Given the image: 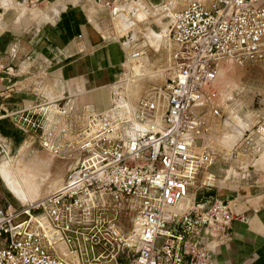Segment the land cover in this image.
Returning <instances> with one entry per match:
<instances>
[{
    "label": "built area",
    "instance_id": "built-area-1",
    "mask_svg": "<svg viewBox=\"0 0 264 264\" xmlns=\"http://www.w3.org/2000/svg\"><path fill=\"white\" fill-rule=\"evenodd\" d=\"M115 1H104L112 19L144 0ZM166 10L170 71L135 104L112 88L108 107L73 112L39 92L10 112L38 131L46 151L73 163L53 192L20 206L0 201V264H214L212 247L227 239L236 214L226 198L206 203L194 194L200 174L211 177L209 140L220 114L212 84L223 58L264 66V0H186ZM136 40L126 59L143 53ZM14 71L0 62V80ZM9 152L0 133V156ZM108 197L133 209L125 234Z\"/></svg>",
    "mask_w": 264,
    "mask_h": 264
},
{
    "label": "crops",
    "instance_id": "crops-1",
    "mask_svg": "<svg viewBox=\"0 0 264 264\" xmlns=\"http://www.w3.org/2000/svg\"><path fill=\"white\" fill-rule=\"evenodd\" d=\"M104 1L42 0L31 7L26 0H0V62L15 68L0 80V133L10 149L31 136L17 121L20 113L10 112L41 99L39 92L58 96L73 112L111 104L127 47L116 35L112 8ZM164 1L144 0L142 8L147 11ZM167 1L173 7L186 2ZM258 161L256 167L263 169L232 162L222 166L214 160L209 165L217 176L214 186L197 193L206 203L215 196L228 199L236 214L227 239L212 247L214 264H264V157ZM35 172L32 177L38 179Z\"/></svg>",
    "mask_w": 264,
    "mask_h": 264
},
{
    "label": "rangeland",
    "instance_id": "rangeland-1",
    "mask_svg": "<svg viewBox=\"0 0 264 264\" xmlns=\"http://www.w3.org/2000/svg\"><path fill=\"white\" fill-rule=\"evenodd\" d=\"M151 8L155 10L154 7ZM167 11L169 13V10L166 9L164 12H156L155 14L149 12L151 15L148 14V16L146 13V17L138 23L140 24L139 28L134 29L136 33L131 36L132 39L137 38V41L143 45L144 51L138 57L125 59L121 73L116 79L120 80L114 85V89L116 94L126 95L127 100L132 104H135L149 84H159L169 74L170 70L166 69V64L173 44L169 40L167 33L170 26V17ZM122 13L124 15H121ZM120 16L124 17V19L131 18L126 12H120V14L114 17L113 25L117 30L116 35L118 37L120 34L118 30L124 29V27L121 28L124 24L120 20H117ZM138 16L139 13L137 18ZM149 26L153 27V31L146 32ZM125 29L132 30L128 26ZM127 38L130 39V36ZM130 44L131 40H129L127 45L125 44L127 46L126 50L129 49ZM221 61L218 74L212 84L213 90L216 91L214 103L219 105L220 114L217 118L215 132L210 136V139L212 138L211 147L214 149V153L206 170L208 174H211V177H207L205 173L200 174L198 181L200 186L196 193H194L195 196H197V193L203 186H214L217 176L209 169V165L214 160H221L222 166H227L228 163L232 162V164L239 166L247 165L248 167L261 168L256 166L259 162L258 159L262 160L264 157V130L259 129L261 126L264 127V66L259 62H246L240 65L229 58H223ZM231 82L235 84L231 86ZM255 96H258L263 101L258 110L250 108ZM30 134L33 135L27 136V139L20 145L10 149L9 156L12 158H16L23 151L22 157L17 163L16 161H12L16 163H12L15 169L11 166V163L2 161V158L6 156H0V201L5 204L10 203L14 206H20L23 202L39 199L45 194L54 191L60 184L59 180H61V176L64 175L68 168L69 158L52 155V153L46 151L39 142L38 131L31 132ZM29 137L30 139H28ZM24 143L26 145L21 149ZM1 166L8 167V170L14 169L18 175L20 172L25 171V174H27L25 178L28 180H32L33 172L30 171L33 170L35 172L36 167H39L40 170L35 173L39 177L44 176V183L47 179L48 181L42 186L44 189L39 190L40 192L38 191L36 196L23 200L17 194L18 192L11 187L6 178L3 177L4 170L2 171L3 168ZM28 190L33 189L29 187ZM190 196L192 197L193 195L190 194ZM107 202L110 204L107 210L108 213L111 212L110 207H116L118 225L121 232L125 234L131 226L133 209L127 207L128 201L126 200L115 201L108 197ZM114 211L112 210V213ZM127 258L126 253L121 254L123 262L128 261Z\"/></svg>",
    "mask_w": 264,
    "mask_h": 264
},
{
    "label": "bare ground",
    "instance_id": "bare-ground-1",
    "mask_svg": "<svg viewBox=\"0 0 264 264\" xmlns=\"http://www.w3.org/2000/svg\"><path fill=\"white\" fill-rule=\"evenodd\" d=\"M167 1V0H166ZM142 2H144V1H142ZM163 5V4H162ZM162 5H160L159 7H154L155 8V10L153 9V8H151V7H149V9L146 11V10H144L143 8V5H135V4H131V5H128L127 7H125L126 8V10L125 11H121V12H126V13H128L129 15H130V19H124V17H122V16H120V17H118V21L120 20V22H122V24H124V25H122L121 26V28L122 27H124V29H119L118 31H119V37L121 38V39H124V44H128L129 43V40H131L132 39V34H135L136 32H134V29L135 28H139V26H140V24H138L139 23V21L140 20H142V19H144L145 17H146V13L147 12H152V13H156V12H164V10L165 9H167V8H170V3L169 2H167L165 5H164V7L162 6ZM146 6H148V5H146ZM32 7V6H31ZM34 7V6H33ZM143 7V8H142ZM165 8V9H164ZM154 10V11H153ZM138 13H139V16H138V18H137V15H138ZM167 13H168V11H167ZM167 13H166V15H167ZM119 13H117L115 16H117ZM135 18H137V19H134ZM128 20V21H123V20ZM139 19V20H138ZM122 20V21H121ZM130 20V21H129ZM136 23H137V25H136ZM128 26V28L129 27H131L132 28V30H126L125 29V27L126 26ZM134 25H136V26H134ZM170 25V24H169ZM136 29V30H137ZM147 31H153V27H151V26H149V28L146 30V32ZM146 32H145V34H146ZM167 32V31H166ZM168 33V32H167ZM128 36H130V39L129 38H127ZM222 62V61H221ZM220 62V63H221ZM220 68V67H219ZM235 83L234 82H231L230 83V85L232 86V85H234ZM125 97H126V100H127V96L125 95ZM131 102H129L128 100H127V104H129V105H132V103L130 104ZM259 129H262V130H264V127L263 126H261ZM211 142H212V138L209 140V143H210V146H211ZM25 145H26V143H24L22 146H21V149L22 148H24L25 147ZM24 153H26V152H24ZM50 153V152H49ZM22 154H23V151L22 152H20V154H18L17 155V157L16 158H12V157H10L9 156V153H8V155L6 156V155H4V156H6V157H3L2 158V161H5L6 163L7 162H9V163H11V166H12V163H15V162H12V161H16V163L21 159V157H22ZM20 155V156H19ZM52 155H55V154H53L52 153ZM19 156V157H18ZM69 160L70 161H68L69 162V165H68V168L72 165V163H73V160L71 159V158H69ZM15 163V164H16ZM24 163V162H23ZM3 165H6V164H3ZM9 166V165H8ZM2 168V171L4 170V175H3V177H5L6 178V180L9 182V184L11 185V187L14 189V190H16L17 192H18V194H19V196L21 197V198H23V200L24 199H26V198H31V197H33V196H36L37 194H38V191L40 190L41 191V189H42V186H43V184H44V181L43 180H45V178H44V176L42 177H39L37 180L36 179H34L33 177H31V179L32 180H28L27 178H25L26 177V175L27 174H25V171L24 172H20V174L18 175V174H16L15 173V166L13 167L14 169L13 170H8V167H6V166H1ZM17 167V166H16ZM1 171V173L3 174V172ZM30 172H34L33 170L32 171H30ZM53 176V175H52ZM55 177V176H54ZM62 178H63V176H61ZM40 178H42V179H40ZM44 178V179H43ZM56 178H58V177H56ZM62 178H61V180H59L60 181V183H61V181H62ZM59 179V178H58ZM57 180V179H56ZM48 181V180H47ZM46 181V182H47ZM45 182V183H46ZM53 184V183H52ZM45 185V184H44ZM60 185V184H59ZM58 185V186H59ZM32 188L33 190H28V188ZM44 189V188H43ZM24 190H28V192H25L24 193ZM39 191V192H40ZM52 191V190H51ZM53 192V191H52ZM46 193V192H45ZM49 193H51V192H49ZM48 194V193H47ZM46 195V194H45ZM44 195V196H45ZM40 196V195H39ZM30 200V199H29ZM186 205V203H185V201L183 202V203H181L179 206L180 207H184Z\"/></svg>",
    "mask_w": 264,
    "mask_h": 264
},
{
    "label": "water",
    "instance_id": "water-1",
    "mask_svg": "<svg viewBox=\"0 0 264 264\" xmlns=\"http://www.w3.org/2000/svg\"><path fill=\"white\" fill-rule=\"evenodd\" d=\"M261 100L262 99H260L258 96H255L254 100L251 102L250 108L258 110V108H260L263 103Z\"/></svg>",
    "mask_w": 264,
    "mask_h": 264
}]
</instances>
